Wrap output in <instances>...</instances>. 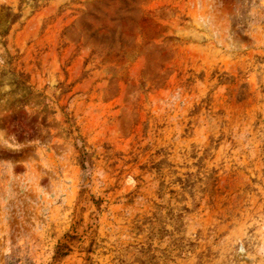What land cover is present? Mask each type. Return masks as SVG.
Wrapping results in <instances>:
<instances>
[{"label": "rangeland", "instance_id": "374dc122", "mask_svg": "<svg viewBox=\"0 0 264 264\" xmlns=\"http://www.w3.org/2000/svg\"><path fill=\"white\" fill-rule=\"evenodd\" d=\"M0 264H264V0H0Z\"/></svg>", "mask_w": 264, "mask_h": 264}, {"label": "trees", "instance_id": "16d2710c", "mask_svg": "<svg viewBox=\"0 0 264 264\" xmlns=\"http://www.w3.org/2000/svg\"><path fill=\"white\" fill-rule=\"evenodd\" d=\"M85 158H86V152H82V156L80 158V163H81L82 167L84 166V163L86 162Z\"/></svg>", "mask_w": 264, "mask_h": 264}]
</instances>
